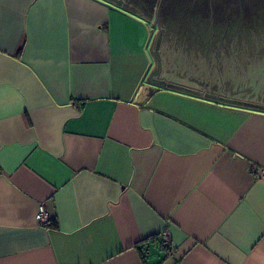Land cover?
<instances>
[{
    "label": "crops",
    "instance_id": "crops-1",
    "mask_svg": "<svg viewBox=\"0 0 264 264\" xmlns=\"http://www.w3.org/2000/svg\"><path fill=\"white\" fill-rule=\"evenodd\" d=\"M155 18L0 0V264H264V96Z\"/></svg>",
    "mask_w": 264,
    "mask_h": 264
},
{
    "label": "rangeland",
    "instance_id": "rangeland-1",
    "mask_svg": "<svg viewBox=\"0 0 264 264\" xmlns=\"http://www.w3.org/2000/svg\"><path fill=\"white\" fill-rule=\"evenodd\" d=\"M132 1L143 8L149 16L151 14L154 16L157 11V20L154 22L163 29L164 35L159 38L165 42L179 40L181 43L212 45V82L216 83L213 85L219 87L220 84L221 89L227 93V97L234 93L236 96L240 94L247 96L244 100L227 98V101L251 102L252 97H256L259 93L261 97L264 96V24L251 26L249 25L251 22H248L244 24L245 26H233L227 31L204 26V29L211 30L210 36L208 30L198 29L201 27V22L199 25V20L194 18L195 16L182 13L181 0ZM185 1L184 8L193 3V0ZM218 1L222 3L223 0ZM256 1L264 3V0H233V5L243 7V5L247 6ZM163 10H168V12L162 16L159 11ZM224 12H222V17H227V10ZM235 17L231 15L232 19ZM177 34L181 35L176 36Z\"/></svg>",
    "mask_w": 264,
    "mask_h": 264
},
{
    "label": "trees",
    "instance_id": "trees-1",
    "mask_svg": "<svg viewBox=\"0 0 264 264\" xmlns=\"http://www.w3.org/2000/svg\"><path fill=\"white\" fill-rule=\"evenodd\" d=\"M180 2L182 13L188 16H195L194 18L199 20V25L201 22V27L198 29L203 31L208 30L210 36L211 30L204 29V26H210L215 30L227 31L233 26H245L244 24L248 22H251V24H249L251 26L264 24V3L261 2L256 1L249 3L247 6L243 5V7H240L234 6L233 0H223L222 3H219L218 0H193V3H190V6L187 8H184L185 0H181ZM224 10L225 12L227 10V17H222V12H224ZM167 12L168 10L159 11L162 16L167 14ZM231 15H235L236 17L232 19ZM166 18L167 17H165V19ZM223 31L221 32L224 33Z\"/></svg>",
    "mask_w": 264,
    "mask_h": 264
},
{
    "label": "built area",
    "instance_id": "built-area-1",
    "mask_svg": "<svg viewBox=\"0 0 264 264\" xmlns=\"http://www.w3.org/2000/svg\"><path fill=\"white\" fill-rule=\"evenodd\" d=\"M36 221L39 225H45L47 226L49 223V212L46 206V203H41L39 205L37 214H36ZM170 234L168 231H164L161 233L159 237V245L161 247H168L170 246Z\"/></svg>",
    "mask_w": 264,
    "mask_h": 264
},
{
    "label": "water",
    "instance_id": "water-1",
    "mask_svg": "<svg viewBox=\"0 0 264 264\" xmlns=\"http://www.w3.org/2000/svg\"><path fill=\"white\" fill-rule=\"evenodd\" d=\"M127 2V1H126ZM125 3V2H124ZM159 5V4H158ZM109 7H111V8H114L113 6H111V5H109ZM158 9V8H157ZM183 16V15H182ZM155 20H157V11H156V18H155ZM154 20V21H155ZM158 23V22H157ZM153 24H154V22L152 23V26H153ZM210 42H211V39H210Z\"/></svg>",
    "mask_w": 264,
    "mask_h": 264
},
{
    "label": "flooded vegetation",
    "instance_id": "flooded-vegetation-1",
    "mask_svg": "<svg viewBox=\"0 0 264 264\" xmlns=\"http://www.w3.org/2000/svg\"><path fill=\"white\" fill-rule=\"evenodd\" d=\"M156 15V14H155Z\"/></svg>",
    "mask_w": 264,
    "mask_h": 264
}]
</instances>
